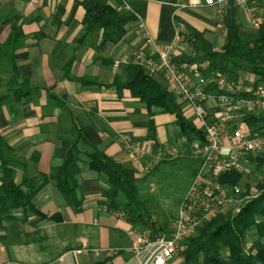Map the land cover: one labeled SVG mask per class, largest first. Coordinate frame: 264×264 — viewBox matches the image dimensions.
<instances>
[{
  "label": "crops",
  "instance_id": "crops-1",
  "mask_svg": "<svg viewBox=\"0 0 264 264\" xmlns=\"http://www.w3.org/2000/svg\"><path fill=\"white\" fill-rule=\"evenodd\" d=\"M83 1L38 0L33 5L30 0H0V136L12 148V158L24 165L16 171L17 183L23 176L46 178L32 201L45 219L39 220L29 211H16V220L3 221L0 264H140L132 251L134 239L129 232L145 229L130 224L120 212H109L98 205L103 182L87 168L84 157L77 178L80 210L68 206L56 189L53 168L69 150L73 129L116 163L133 169L139 178L152 170L156 164L150 165L157 153L167 148L185 152V158L179 155L181 159L199 160L191 146L200 141L180 143L183 137L179 136L174 117L155 115L152 139L145 108L128 91L118 93L111 84L116 75L123 76L127 61L142 44L143 33L161 44L171 41L173 14L203 32L213 49L220 51L225 27H216L222 21L217 9L204 6L203 0H193L200 4L176 13L172 4L103 0L120 13L134 14L138 24L121 42L101 47V31L84 37ZM201 10H211V17L200 16ZM237 15L243 36L264 38V14L258 30L250 27L238 8ZM80 79L96 84L82 86L77 82ZM157 79L167 87L162 78ZM240 80L255 82L250 74ZM17 94L27 95L18 98ZM204 107L209 113L216 112L211 100ZM183 113L199 129L192 111L188 108ZM238 116L235 124L247 127ZM124 136L146 151L141 160H133L121 147L120 138ZM25 215L27 221L19 220ZM168 226L162 225L167 231ZM169 264L182 262L173 259Z\"/></svg>",
  "mask_w": 264,
  "mask_h": 264
},
{
  "label": "trees",
  "instance_id": "trees-1",
  "mask_svg": "<svg viewBox=\"0 0 264 264\" xmlns=\"http://www.w3.org/2000/svg\"><path fill=\"white\" fill-rule=\"evenodd\" d=\"M165 4H178L182 0H146ZM85 15L82 21L84 37L94 31L102 32L101 47L107 43L117 44L123 40L129 30L138 24V18L132 13H120L103 0H84L81 3ZM174 23L183 25L193 38L190 52H182L174 58L177 63L189 65L206 62L209 71L219 76L242 82L245 74L255 78L253 90L264 85V38L246 37L240 32L237 8L228 4L222 18L225 27L224 44L220 51H215L204 33L197 31L177 17ZM131 59V58H130ZM128 60L124 67L123 76L116 75L111 84L115 90L128 91L130 96L145 108L149 120L151 138L155 139V126L153 117L157 114L174 117V124L179 130V136L186 139L188 144L195 140L203 141L202 131L189 121L183 111L182 104L177 103L157 78L149 77L144 68ZM15 75H19L15 66L12 68ZM82 86L96 84L88 79L77 80ZM245 84V83H243ZM206 94H223L224 92L211 85L206 88ZM18 98L27 94H17ZM54 100H59L52 96ZM233 98L238 100H251L253 93L238 92ZM241 121L251 131L264 134V117H255L245 114ZM258 123L262 125L258 126ZM69 150L61 163L54 167L55 186L66 204L75 211L80 210L77 198L78 176L81 171L82 160L86 159L87 168L97 174L102 180L101 199L98 205L109 212H120L132 225H141L150 232L153 238L158 233L166 232L165 227L156 225L151 221L143 201L141 200L140 184L154 173L160 166L173 162V159H163L150 170L145 177L139 178L130 168L116 163L103 151L88 143L79 130L73 129ZM13 150L4 138L0 136V229L2 222L16 220L13 215L16 211H29L39 220L45 219L33 205L36 189L46 179L40 175L35 178L23 176L20 182L15 181L16 171L24 168L12 158ZM256 162L251 168V174L257 178L262 175L263 183L256 182V189L261 190L259 196L245 204L237 214L226 213L216 216L198 227L194 234L183 244L182 264H264V156L250 159ZM190 180L196 172L199 160H191ZM247 175V174H246ZM245 173H229L220 176L219 181L227 185L240 184ZM246 177V176H245ZM249 177V176H247ZM246 177V178H247ZM249 189V186H246ZM19 220L27 221V216ZM255 237L249 245L248 236ZM248 244V245H247Z\"/></svg>",
  "mask_w": 264,
  "mask_h": 264
},
{
  "label": "built area",
  "instance_id": "built-area-1",
  "mask_svg": "<svg viewBox=\"0 0 264 264\" xmlns=\"http://www.w3.org/2000/svg\"><path fill=\"white\" fill-rule=\"evenodd\" d=\"M35 5L38 0H30ZM242 10L249 20L251 28L258 30L263 20L264 0H203L204 6L215 7L222 20L228 4ZM200 2L182 0L175 4L176 11L196 7ZM175 15L173 14V19ZM174 22V21H173ZM223 29L222 22L216 26ZM142 44L134 51L130 61L144 68L149 77L162 78L175 101L187 105L192 111L199 129L202 131V143L191 147L199 159V165L190 180L176 211V216L166 232L150 236L148 230L140 233L130 231L134 239L132 251L140 264H169L173 259L183 261L184 242L191 237L203 223L229 210L237 214L242 206L257 198L261 190L246 185H227L219 181L220 176L229 173L246 172L247 166L254 167L250 159L264 156V134L259 131L243 129L235 124L240 109L251 112L252 109H264V85L253 90V83L229 82L226 77L210 72L208 63H177L174 58L190 50L193 38L181 24L174 23L171 41L158 43L149 34L143 33ZM128 62V61H127ZM214 85L223 94H206L207 87ZM253 93L251 100L236 101L235 93ZM212 101L215 113H209L204 105ZM180 143L186 144L185 138ZM121 147L133 160H141L146 151L137 143L124 136L120 138ZM182 155L177 148H167L157 153L150 167L165 159ZM140 170L144 171L143 168ZM255 183H263V177L257 174ZM121 217L124 215L121 213Z\"/></svg>",
  "mask_w": 264,
  "mask_h": 264
},
{
  "label": "rangeland",
  "instance_id": "rangeland-1",
  "mask_svg": "<svg viewBox=\"0 0 264 264\" xmlns=\"http://www.w3.org/2000/svg\"><path fill=\"white\" fill-rule=\"evenodd\" d=\"M198 14L203 18H209L211 17L212 12L211 10H201ZM239 21L241 23L243 20L240 19ZM206 38L208 40L211 39L208 34H206ZM186 52H190V50H186ZM227 80L232 82L231 79ZM182 107L183 111H186L189 108L187 105H183ZM243 114L249 113L240 109L238 115L242 117ZM251 114L255 117H264V109L254 108L251 110L250 115ZM260 125L262 124L258 123V126ZM242 127L243 129H247L246 126ZM184 153L182 154L185 158L186 156ZM163 159H165V157H163L162 160ZM191 166L192 164H190L187 159H181L178 156L173 160V162L160 166L154 173L147 177L142 184H140L141 200L143 201L144 207L149 214L150 219L155 221L154 223L156 225L162 227V225L169 223V226L167 227L169 229L171 222L174 220L176 215L178 204L186 191L188 184L190 183ZM246 171L248 173L244 172L245 176L249 177L246 178L243 176L240 180V185L255 187L256 180L255 177H253L254 174L250 173L252 171L251 167L247 166ZM228 212L235 214L232 210H229ZM165 231L167 230L165 229ZM254 239L255 237L251 235L248 236V244L250 245Z\"/></svg>",
  "mask_w": 264,
  "mask_h": 264
}]
</instances>
